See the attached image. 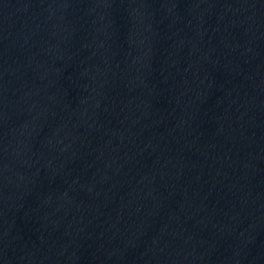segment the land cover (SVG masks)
Instances as JSON below:
<instances>
[{"label":"water","instance_id":"1","mask_svg":"<svg viewBox=\"0 0 264 264\" xmlns=\"http://www.w3.org/2000/svg\"><path fill=\"white\" fill-rule=\"evenodd\" d=\"M0 264H264V0H0Z\"/></svg>","mask_w":264,"mask_h":264}]
</instances>
